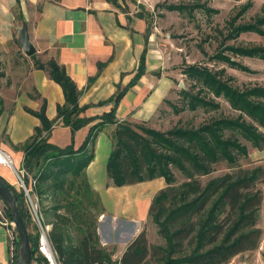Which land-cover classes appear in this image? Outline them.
Returning a JSON list of instances; mask_svg holds the SVG:
<instances>
[{"label": "trees", "instance_id": "trees-1", "mask_svg": "<svg viewBox=\"0 0 264 264\" xmlns=\"http://www.w3.org/2000/svg\"><path fill=\"white\" fill-rule=\"evenodd\" d=\"M200 1L165 8L191 18L196 11L209 17L218 13ZM252 7L253 3L247 2L235 10L226 23V34L219 32L221 42L214 55L209 56L210 62L248 74L255 73L237 61V58L264 61V45L237 44L245 34L264 38V7L262 13L250 22H242ZM145 64L144 53L133 81L123 89L118 87L117 94L110 100L115 101L114 109L100 118L81 117L87 109L79 105L82 91L64 68L54 61L47 66H36L47 70L50 78L61 86L65 104L58 106L57 118L53 121L46 116V104L40 112L28 110L41 120L42 125L21 146L25 154L22 167L37 180L34 193L39 200L51 201L52 206L45 213L52 219L49 223L52 225L50 240L59 264H230L238 256L260 248L263 231L258 223L264 203L261 187L264 184V164H250L245 168L240 162L250 160L248 144L264 150V84L240 88L235 86V78L228 75L226 69L215 71L207 66L189 65L182 74L193 83L191 88H198L200 92L192 95L190 90L183 89L184 106L177 108L170 103L175 113L199 109L220 111L221 104L217 100L222 98L229 104L233 115L222 114L199 127L177 125L167 131L150 128L145 122L118 123L117 107L128 89L146 73ZM58 120L70 127L72 134L96 120L100 121L91 127L84 144L76 150L74 142L60 149L46 137ZM108 125H116L106 167L112 185L122 188L157 179H164L167 185L155 196L149 210L165 245L150 246L147 233L143 231L120 260H114L116 248L110 251L101 243L98 233L100 213L94 214L100 211L101 200L87 175V169L96 157V140ZM222 163L228 164L230 171L204 181L215 174ZM174 170L183 175L181 184H178ZM0 181L18 196L33 260L48 264L44 257L36 256L39 233L30 231L23 194L1 177ZM26 183H29L28 179ZM5 211L12 220L10 212L6 208ZM15 242L16 263L19 243L18 240Z\"/></svg>", "mask_w": 264, "mask_h": 264}, {"label": "crops", "instance_id": "crops-1", "mask_svg": "<svg viewBox=\"0 0 264 264\" xmlns=\"http://www.w3.org/2000/svg\"><path fill=\"white\" fill-rule=\"evenodd\" d=\"M114 2L11 1L13 7H19V18L12 12V6L7 9L6 5L0 4V44L13 39V26L17 19L26 23L39 58L45 59V63L54 61L64 68L82 91L79 105L87 108L81 114L83 118H100L112 112L115 101L110 100L117 94L119 86L123 89L133 81L145 53L146 73L125 93L117 107L116 119L118 123L150 122L174 93L175 82L182 76L181 70L175 69L179 66L181 57L176 53L173 59L170 58L162 46L154 41V35L150 33L144 16H134L127 12L122 0ZM240 6L234 9V13ZM21 62L26 63L23 58ZM0 101V150L11 157L15 168L21 169L25 156L21 146L42 125L41 120L28 110L40 112L46 104L47 118L56 120L58 106L65 104L64 92L50 78L47 70H40L32 65L29 70L20 69L14 73L11 69L0 79ZM99 121L96 120L72 134L71 128L58 120L52 131L45 135L51 144L60 149L67 148L74 142L77 150L84 144L91 127ZM115 130L116 125H108L99 133L95 144L96 157L87 169L88 178L100 195L103 194V184L106 187V167ZM251 149V159L264 164V150ZM0 177L14 188L18 185L16 175L9 166L0 164ZM154 181H157L156 186L153 184L154 187H159L158 183L161 186L164 183L163 179ZM133 186L115 187L124 190L121 191L122 195L128 194L131 197L125 203L116 204L117 213H114L119 215L120 211L126 209L131 211V215L124 217L122 224H118L115 218L108 222L106 227L108 233L112 234L111 239L101 236V243L107 248H119L121 244L127 246L143 232L141 227L144 213H141L140 207L143 198L141 195L137 200L141 202L139 208L137 201L133 202ZM13 245L12 232L0 224V264H15ZM238 260L239 257L230 264H251V261ZM33 264L40 263L33 260Z\"/></svg>", "mask_w": 264, "mask_h": 264}, {"label": "rangeland", "instance_id": "rangeland-1", "mask_svg": "<svg viewBox=\"0 0 264 264\" xmlns=\"http://www.w3.org/2000/svg\"><path fill=\"white\" fill-rule=\"evenodd\" d=\"M11 1L14 0H0V4L6 5L7 9H10L12 6V12L14 15H19V7H13ZM198 0H122V4L125 6L127 12L132 13L134 16L142 15L145 17L148 25L149 31L153 34V39L156 43L160 44L165 52H167L170 58L173 59L177 53L181 57V61L178 67H175L177 70H181V73L189 65H201L207 66L215 71H220L226 69L227 74L235 78V86L243 88L245 85L249 84H264V61L256 59H246V58H237V61L241 62L245 66H248L255 73L248 74L241 72L239 70L231 69L229 66L215 63L209 61V56L214 55L217 51V48L220 45L221 39L219 32L226 34L227 21L234 13V9L248 1L253 3V7L247 12L242 22H250L254 17L262 13V8L264 7V0H201L202 4H207L209 8H214L218 10V13L209 17L202 11H196L194 17L191 18L186 14H179L177 12L170 13L164 9L165 5H178V4H194ZM14 3V2H13ZM15 6V4H14ZM2 10V8H0ZM19 18V16H18ZM22 22L17 19L15 26H13V39L6 43L0 44V79L9 73L13 69V73L20 69L29 70L30 66L34 65L36 67L38 64L48 65L45 59L39 58L37 54L32 57H28L24 54L22 48L18 43V28L22 27ZM230 44H235L230 42ZM237 44H260L264 45V38L259 37L258 35L245 34L241 36ZM27 63H22L21 60ZM3 74V76H2ZM176 87L174 93L166 100L163 108L160 110L158 115L150 122H145L146 126L154 128L161 131H167L172 129L177 125L186 126V127H199L207 122H210L213 119H217L222 116V114L229 116L233 115L234 112L231 110L229 104L224 99H218L217 102L221 104L220 111H204V109H199L196 112L185 111L180 114H176L174 108L170 105H175L177 108H182L184 106V97L182 94L183 89L191 91L192 95H198V88H191L193 84L189 81L185 75L182 74L179 80H176ZM201 96H204L201 94ZM249 153L252 150L250 144H248ZM253 148V147H252ZM96 155V154H95ZM240 164L248 168L251 164H258L256 161H253L250 157V160H242ZM217 171L212 176L205 178L204 181H208L211 178L217 177L224 173H227L229 166L226 163H222L217 167ZM178 184H181L184 180L183 175L178 171L174 170ZM164 180V179H163ZM90 181V179H89ZM163 185L159 187H154L157 181L145 182L141 185H134L132 187L133 202L138 200L142 195V205L141 202L137 201L138 207L141 208V213H144V219L142 223V231H146L148 242L150 246H162L165 245V241L160 237L158 233V228L154 224L152 218L149 216V210L151 203L153 202L155 196L162 190L167 187L166 182L163 181ZM91 186L94 189L90 181ZM264 191V184L261 186ZM137 189V190H136ZM16 190L19 194H23L24 205L28 212L30 218V231L33 233H38V228L36 223L33 221L31 216V208L25 200V196L22 188L18 184ZM95 190V189H94ZM103 194L100 195L99 208L100 211H95L94 214H99L98 218V233L103 238L111 239L112 234L108 233L107 225L112 218L117 221L118 224H122L124 217L131 215V211L125 209L120 211L116 215L118 203L126 202L131 196L128 194L122 195L121 191L123 189H115L112 185V181L107 176L106 187L103 184L102 189ZM139 191V193H138ZM148 198V200H147ZM150 198V200H149ZM40 206L42 215L44 218L45 224L51 226L49 223L52 221L50 216L46 215V211L50 208L51 201L50 199L40 200ZM139 207V208H140ZM98 208V210H99ZM138 208V209H139ZM0 209L7 215L4 209V203L0 200ZM112 211V212H111ZM115 212V213H114ZM96 215V216H97ZM115 215V216H114ZM259 228L263 231V237L260 244V248L253 252H248L242 254L239 257L238 261H251V264H264V203L260 211L259 216ZM110 228V227H109ZM141 234V233H140ZM132 243V242H131ZM130 243V244H131ZM127 244V242H126ZM129 244V243H128ZM127 244V246H129ZM123 244L119 245V248H116L114 251V260H120L121 253L125 252L128 248ZM114 247H109V250L112 251ZM256 254H258L256 256ZM237 257V258H238ZM236 259V258H235ZM234 260V259H233Z\"/></svg>", "mask_w": 264, "mask_h": 264}, {"label": "built area", "instance_id": "built-area-1", "mask_svg": "<svg viewBox=\"0 0 264 264\" xmlns=\"http://www.w3.org/2000/svg\"><path fill=\"white\" fill-rule=\"evenodd\" d=\"M0 164L9 166L13 169L18 184L23 190L25 200L31 208V216L33 221L36 223L39 233V246L36 256L44 257L48 261V264H59L57 259V253L50 240L51 226L45 224L41 211L40 200L38 196L34 193L37 180L34 179L23 167L21 169L15 168L11 157L1 150ZM26 179L29 180L28 184L26 183ZM11 221L12 220L8 216H6V214H4V212L0 209V224L9 228L12 232V240L14 244L12 250L13 256H15L17 249L15 240H18L19 235L16 229L11 226Z\"/></svg>", "mask_w": 264, "mask_h": 264}, {"label": "water", "instance_id": "water-1", "mask_svg": "<svg viewBox=\"0 0 264 264\" xmlns=\"http://www.w3.org/2000/svg\"><path fill=\"white\" fill-rule=\"evenodd\" d=\"M18 43L26 56L32 57L37 53L36 47L30 40L26 23L18 31ZM0 199L12 216L11 226L16 229L19 235V246L15 264H33L32 246L27 226L19 209L18 196L12 188L2 181H0Z\"/></svg>", "mask_w": 264, "mask_h": 264}]
</instances>
